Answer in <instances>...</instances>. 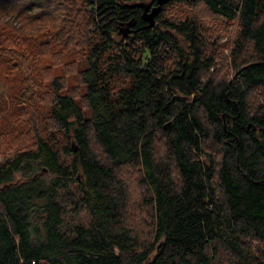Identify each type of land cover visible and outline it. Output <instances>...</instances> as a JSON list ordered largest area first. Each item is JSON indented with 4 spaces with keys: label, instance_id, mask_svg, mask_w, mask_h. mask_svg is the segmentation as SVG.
Returning a JSON list of instances; mask_svg holds the SVG:
<instances>
[{
    "label": "trees",
    "instance_id": "obj_1",
    "mask_svg": "<svg viewBox=\"0 0 264 264\" xmlns=\"http://www.w3.org/2000/svg\"><path fill=\"white\" fill-rule=\"evenodd\" d=\"M0 86V264H264V0H0Z\"/></svg>",
    "mask_w": 264,
    "mask_h": 264
},
{
    "label": "rangeland",
    "instance_id": "obj_2",
    "mask_svg": "<svg viewBox=\"0 0 264 264\" xmlns=\"http://www.w3.org/2000/svg\"><path fill=\"white\" fill-rule=\"evenodd\" d=\"M177 9H178L179 15H175L176 17H179V16L192 17V16L197 15V13H201L203 15V13L206 11L205 9L202 10V7L200 4L193 6V5H190L188 2H183ZM231 35H232V32H230V39H229V35L222 36L219 39V42H218L219 44L217 45V47H219V48H220V46L223 47V48H220L221 53H218V57H217V63H218L220 70H219V73L217 72L214 74V76H216L218 78V80L224 79L223 77H226V78L234 77V75L236 74L237 67L242 65L244 62L250 60L249 55L252 53L250 48L245 49V53L248 55H245L242 58H237L235 55V52L231 51L232 41H233V39H231V37H232ZM229 50H230V52H229ZM222 51H223V53H222ZM28 88L30 89L29 86H28ZM10 94H11V90H9L8 87H4V86L1 87L0 86V99H1L2 95L4 97H7ZM29 95L30 94H28V96ZM256 102H262V103L264 102V90L255 92L251 95V104H255ZM1 158L2 157L0 156V159ZM141 198H142V195L140 193H135L133 195V204L130 206L131 207L130 210H132V209L135 210L133 212L134 219L136 218V220H141L142 215H144V217H145L144 221H147V219L150 218L151 214L145 213V214L139 215L138 211L142 212V208L141 207L138 208V204L134 203V201L141 203ZM146 209H148L147 206H146ZM129 221L131 224L137 226V221H134L131 218H129Z\"/></svg>",
    "mask_w": 264,
    "mask_h": 264
},
{
    "label": "water",
    "instance_id": "obj_3",
    "mask_svg": "<svg viewBox=\"0 0 264 264\" xmlns=\"http://www.w3.org/2000/svg\"><path fill=\"white\" fill-rule=\"evenodd\" d=\"M160 3H164L167 0H158ZM160 10V6H157L153 9V11H151L150 13H148L147 11L144 12V16L146 19L150 20L151 25L154 24V16L157 14V12Z\"/></svg>",
    "mask_w": 264,
    "mask_h": 264
}]
</instances>
